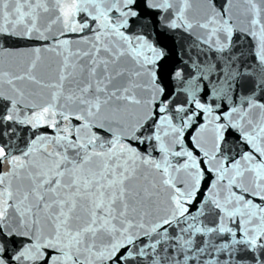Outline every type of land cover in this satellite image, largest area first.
<instances>
[{"label":"snow or ice","instance_id":"snow-or-ice-1","mask_svg":"<svg viewBox=\"0 0 264 264\" xmlns=\"http://www.w3.org/2000/svg\"><path fill=\"white\" fill-rule=\"evenodd\" d=\"M0 264H264V0H0Z\"/></svg>","mask_w":264,"mask_h":264}]
</instances>
